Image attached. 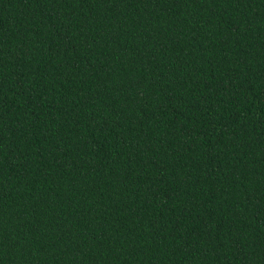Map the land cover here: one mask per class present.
<instances>
[{"label": "trees", "instance_id": "16d2710c", "mask_svg": "<svg viewBox=\"0 0 264 264\" xmlns=\"http://www.w3.org/2000/svg\"><path fill=\"white\" fill-rule=\"evenodd\" d=\"M0 264H264V0H0Z\"/></svg>", "mask_w": 264, "mask_h": 264}]
</instances>
